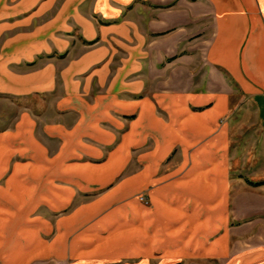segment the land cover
<instances>
[{"label": "crops", "instance_id": "obj_1", "mask_svg": "<svg viewBox=\"0 0 264 264\" xmlns=\"http://www.w3.org/2000/svg\"><path fill=\"white\" fill-rule=\"evenodd\" d=\"M81 2L65 72L0 55V264H264V0Z\"/></svg>", "mask_w": 264, "mask_h": 264}, {"label": "rangeland", "instance_id": "obj_2", "mask_svg": "<svg viewBox=\"0 0 264 264\" xmlns=\"http://www.w3.org/2000/svg\"><path fill=\"white\" fill-rule=\"evenodd\" d=\"M10 13L16 14V16L11 17V15H9ZM18 13H22L23 16L17 15ZM87 13V4L81 2V0H26L22 5H2L0 7V15H4V17L0 18L1 28H14V30H16V37L21 33H25L24 40H30L31 43H34L35 40H41V43L46 48L45 50L39 51L40 53L37 51L21 52V49L1 52L0 55L2 57L9 58L13 55L16 60H20L21 62V67L5 68L4 73H22L24 68L28 70L30 68L33 69L38 68V66H43L48 69V73L53 74V72L56 71L54 68L55 64L57 65V70L59 66H61L63 72H65L70 65L66 64L68 61L71 59L80 60L92 50L101 48L102 45L99 38L95 39L93 43H83L81 41L82 38L87 37L86 33H88L89 29L88 24L91 25L90 28L96 33V29L92 27V23L96 25L97 20L82 18L86 16ZM59 32L61 33L59 34ZM34 33H37V35L34 36ZM58 38L63 40V49L69 47V54L67 56L58 57L54 54L61 52L54 49L58 45ZM74 43H77V45L73 46V49L70 50L71 44L74 45ZM119 52L120 51H117L115 53L122 54ZM35 54H37L36 56L38 57H36ZM22 59H31L34 61L27 64L25 63L26 60L22 62ZM38 61H41L42 64L39 65L37 63ZM23 64L26 65L23 66ZM90 70L91 68L87 71L89 72ZM87 71L79 72L80 81L86 76ZM9 79L8 77L4 79L0 78V115L6 110L9 102L13 104L22 102L21 96L12 93V83H8ZM147 205L150 206L151 204L149 203ZM145 215L146 213H144V217Z\"/></svg>", "mask_w": 264, "mask_h": 264}, {"label": "built area", "instance_id": "obj_3", "mask_svg": "<svg viewBox=\"0 0 264 264\" xmlns=\"http://www.w3.org/2000/svg\"><path fill=\"white\" fill-rule=\"evenodd\" d=\"M141 200L144 201L145 203H148V200L146 199L145 196H142V197H141Z\"/></svg>", "mask_w": 264, "mask_h": 264}]
</instances>
